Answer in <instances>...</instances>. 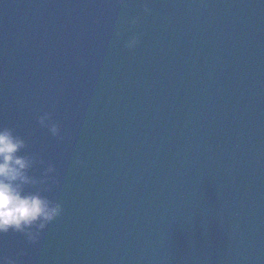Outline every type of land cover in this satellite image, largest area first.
Here are the masks:
<instances>
[{
  "label": "water",
  "instance_id": "water-1",
  "mask_svg": "<svg viewBox=\"0 0 264 264\" xmlns=\"http://www.w3.org/2000/svg\"><path fill=\"white\" fill-rule=\"evenodd\" d=\"M149 264H264V27L198 148Z\"/></svg>",
  "mask_w": 264,
  "mask_h": 264
}]
</instances>
